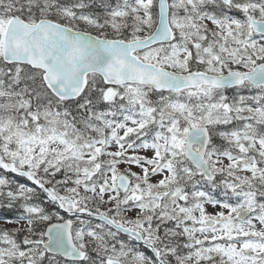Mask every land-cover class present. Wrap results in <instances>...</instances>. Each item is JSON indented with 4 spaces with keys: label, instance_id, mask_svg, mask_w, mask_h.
<instances>
[{
    "label": "snow or ice",
    "instance_id": "1",
    "mask_svg": "<svg viewBox=\"0 0 264 264\" xmlns=\"http://www.w3.org/2000/svg\"><path fill=\"white\" fill-rule=\"evenodd\" d=\"M0 208V264H264V0H0Z\"/></svg>",
    "mask_w": 264,
    "mask_h": 264
},
{
    "label": "rangeland",
    "instance_id": "2",
    "mask_svg": "<svg viewBox=\"0 0 264 264\" xmlns=\"http://www.w3.org/2000/svg\"><path fill=\"white\" fill-rule=\"evenodd\" d=\"M209 211H212L213 209L211 207H209L208 209ZM11 211H5L4 209L0 208V226L4 225V217H15L16 212H13V216H8L6 214H10ZM13 225H8V227H12Z\"/></svg>",
    "mask_w": 264,
    "mask_h": 264
}]
</instances>
